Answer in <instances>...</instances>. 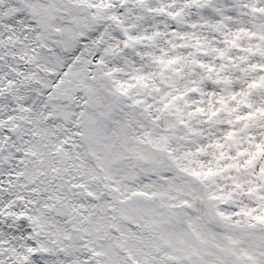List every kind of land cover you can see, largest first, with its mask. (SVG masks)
Returning a JSON list of instances; mask_svg holds the SVG:
<instances>
[{"label": "snow or ice", "instance_id": "6c2138e0", "mask_svg": "<svg viewBox=\"0 0 264 264\" xmlns=\"http://www.w3.org/2000/svg\"><path fill=\"white\" fill-rule=\"evenodd\" d=\"M0 264H264V0H0Z\"/></svg>", "mask_w": 264, "mask_h": 264}]
</instances>
